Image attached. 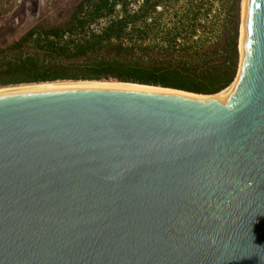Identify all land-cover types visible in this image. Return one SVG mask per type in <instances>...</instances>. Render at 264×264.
Returning a JSON list of instances; mask_svg holds the SVG:
<instances>
[{
  "label": "water",
  "instance_id": "water-1",
  "mask_svg": "<svg viewBox=\"0 0 264 264\" xmlns=\"http://www.w3.org/2000/svg\"><path fill=\"white\" fill-rule=\"evenodd\" d=\"M0 264H264V0L220 97L0 95Z\"/></svg>",
  "mask_w": 264,
  "mask_h": 264
},
{
  "label": "trees",
  "instance_id": "trees-1",
  "mask_svg": "<svg viewBox=\"0 0 264 264\" xmlns=\"http://www.w3.org/2000/svg\"><path fill=\"white\" fill-rule=\"evenodd\" d=\"M98 1L91 21L110 15L116 6V0ZM150 1L145 0V6ZM158 4L156 1L145 12L133 14L123 7L120 18L109 21L100 33L89 32L82 38L72 36L74 32L85 33L90 21L75 19L69 31L72 35L65 40L64 31L59 29L29 32L9 48L0 49V87L73 80L119 81L202 95L219 94L228 88L237 71V28L222 52L212 57L205 54L197 58L190 53L148 56L137 51L136 43L125 41L128 36L143 34L135 22L145 21L149 9L155 10ZM32 39L43 43L41 53L23 56L20 50Z\"/></svg>",
  "mask_w": 264,
  "mask_h": 264
},
{
  "label": "rangeland",
  "instance_id": "rangeland-1",
  "mask_svg": "<svg viewBox=\"0 0 264 264\" xmlns=\"http://www.w3.org/2000/svg\"><path fill=\"white\" fill-rule=\"evenodd\" d=\"M144 1L116 0L113 13L91 21L98 0H0V49L9 48L33 30L59 29L64 31L65 40L72 35L69 31L75 19L90 22L85 33L74 32L72 38L100 33L109 21L123 15V7L131 14L143 13L156 1L158 6L149 9L145 21L135 22L143 34L125 39L136 43L137 51L145 55L176 57L190 53L197 58L205 54L212 57L222 52L236 28L239 36L241 0H151L148 6ZM33 39L20 50L23 56L41 53L43 43H34Z\"/></svg>",
  "mask_w": 264,
  "mask_h": 264
},
{
  "label": "bare ground",
  "instance_id": "bare-ground-1",
  "mask_svg": "<svg viewBox=\"0 0 264 264\" xmlns=\"http://www.w3.org/2000/svg\"><path fill=\"white\" fill-rule=\"evenodd\" d=\"M241 8H242V14H243V5L241 0ZM241 24H242V17H241ZM240 48H241V26H240V33H239V44H238V51H239V65H238V71L237 75L234 78V81L232 84L226 88L224 91L220 92L219 94L213 95V96H204V95H197L172 89H162L160 87H151V86H143V85H136V84H129V83H118V82H105V81H57V82H47V83H39V84H22V85H16V86H8V87H0V95H6L13 93L15 91H18L19 89L26 88V87H33V86H44V85H59V84H104V85H121V86H131V87H141V88H148V89H155V90H161V91H167V92H173V93H179L199 98H216L224 95L227 91H229L234 84L236 83L238 76H239V70H240Z\"/></svg>",
  "mask_w": 264,
  "mask_h": 264
}]
</instances>
